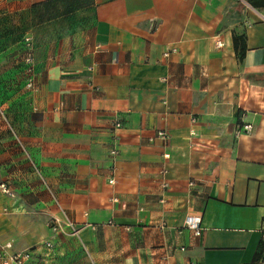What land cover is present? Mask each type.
Returning a JSON list of instances; mask_svg holds the SVG:
<instances>
[{
	"label": "crops",
	"instance_id": "obj_1",
	"mask_svg": "<svg viewBox=\"0 0 264 264\" xmlns=\"http://www.w3.org/2000/svg\"><path fill=\"white\" fill-rule=\"evenodd\" d=\"M263 233L264 8L0 0L1 241L32 264H264Z\"/></svg>",
	"mask_w": 264,
	"mask_h": 264
},
{
	"label": "built area",
	"instance_id": "obj_2",
	"mask_svg": "<svg viewBox=\"0 0 264 264\" xmlns=\"http://www.w3.org/2000/svg\"><path fill=\"white\" fill-rule=\"evenodd\" d=\"M27 47L28 51L26 53V57L28 61H32L34 54L33 51V45L31 43V39L27 38ZM218 46H222L223 43L221 41L217 42ZM167 54V53H166ZM28 87L33 86V81L30 79L27 83ZM117 126H120L119 123L116 124ZM244 129L250 130L252 129V124L251 123H246L243 126ZM168 132L161 130L158 132V136L167 139L168 137ZM112 155L115 156L118 153L117 148H113L111 151ZM165 156H168V154H165ZM165 171V170H164ZM113 181V179H112ZM193 183V182H191ZM163 186L166 187L167 183H163ZM3 190L11 195H13L12 192H10L9 189L6 188V185L3 184L2 186ZM164 201V199H162ZM185 224L188 226L190 229L193 230V232L196 235H201L202 233V228H201V217L200 216H189L185 219ZM50 226L54 229L55 233H59L62 235L66 236H73L78 234L80 228H78L75 223L68 217L65 218H59V217H54L50 221ZM264 237V234H263ZM48 251H50L53 247L54 244L51 240H47L44 243ZM14 244L12 241H1L0 240V264H32L33 261V253L30 249L27 250H20V251H14L12 250V246Z\"/></svg>",
	"mask_w": 264,
	"mask_h": 264
},
{
	"label": "trees",
	"instance_id": "obj_3",
	"mask_svg": "<svg viewBox=\"0 0 264 264\" xmlns=\"http://www.w3.org/2000/svg\"><path fill=\"white\" fill-rule=\"evenodd\" d=\"M251 5L257 8H264V0H248ZM235 47L237 53L239 54V59L242 61L245 57L247 45L245 36H235ZM28 47L26 45L25 53H27ZM34 51V47H33ZM264 234V233H263ZM254 262H264V237L260 240L255 254L253 256Z\"/></svg>",
	"mask_w": 264,
	"mask_h": 264
}]
</instances>
